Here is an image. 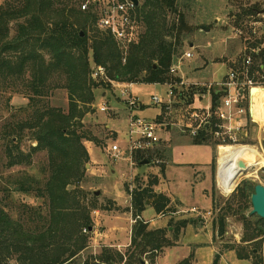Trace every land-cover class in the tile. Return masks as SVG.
I'll return each instance as SVG.
<instances>
[{
    "label": "trees",
    "instance_id": "obj_1",
    "mask_svg": "<svg viewBox=\"0 0 264 264\" xmlns=\"http://www.w3.org/2000/svg\"><path fill=\"white\" fill-rule=\"evenodd\" d=\"M84 1L0 0V95L7 89L16 91V83L22 81L29 101L20 110L12 106L13 121L0 125V264H10L12 259L17 264H75L86 246L83 230L92 229L91 210L80 205L69 186L77 178L81 181L84 160L89 159L83 145L88 136L82 131V118L85 108L95 102V90L112 88L113 83L165 85L180 81L171 74V68L183 55L188 35L193 32L186 14L192 0H139L144 32L140 42L128 49L97 28L93 8L81 9ZM260 11L261 7L252 5L246 15L258 17ZM234 20L238 28L242 15ZM263 44L264 36L250 45L249 49L255 51L247 49L237 67L242 68L250 57L251 74L261 72ZM93 66L106 68L107 80H93ZM59 88L68 94L67 110L53 107L48 100L51 92ZM194 93L182 92L187 105L193 104ZM225 95L224 91H213L214 106ZM23 113H27L24 120L20 119ZM26 130L38 143L32 153L46 152L48 163L40 176L23 173L6 177L7 170L32 163V154L25 155L21 150ZM206 130L194 139L195 145L208 141ZM150 150L135 151L134 160L141 162L144 156L151 157L154 150ZM158 183L155 177L131 194L132 214L138 220L132 228L130 264H143L146 259L155 264L156 254L178 246L184 232L196 227L195 220L171 219L168 226L153 230L142 219L148 202L157 214L171 203L168 197L154 191ZM254 188L250 182L240 188L238 213H243L241 219L249 224L258 216L247 217L243 206L251 202ZM16 195L33 196L43 203L31 206L22 202L17 206ZM255 223L263 235L264 220L258 217ZM225 227L223 216V234ZM236 255L240 260L253 258L254 264H264V254L258 247L239 248ZM117 259L123 261L121 254L107 251L99 261L114 264ZM192 259L179 264H192ZM214 264H220L219 257Z\"/></svg>",
    "mask_w": 264,
    "mask_h": 264
},
{
    "label": "rangeland",
    "instance_id": "obj_2",
    "mask_svg": "<svg viewBox=\"0 0 264 264\" xmlns=\"http://www.w3.org/2000/svg\"><path fill=\"white\" fill-rule=\"evenodd\" d=\"M188 3L187 21L193 32L188 35L183 55L192 52L193 58L183 59L179 70L182 72L181 66H183L186 77L197 78L203 82L220 79L229 69L219 63L226 62L230 55L232 59L238 61L248 50L254 52L255 50L249 49L250 45L264 36V14H261L264 11V0H192ZM252 5L261 7L262 11L259 12L258 17L246 15V10ZM93 12L95 13L94 10ZM239 15H242V20L237 28L234 17ZM15 26L16 24L12 23V27ZM203 27L209 31H204ZM143 32L144 27H142ZM14 35L15 32L12 31L11 37ZM191 44L194 45L193 48L190 47ZM231 48L234 49L233 53L229 51ZM210 61H213L214 65L209 72L210 69L208 71L205 69ZM237 66L238 63L231 68H239ZM253 76L258 82V75ZM53 83H56V79ZM16 86V91L7 89L0 95V117L3 118L0 125L13 121L12 115L15 113L13 107L20 110L29 104L25 83L18 81ZM167 92V85L137 84L128 87L121 84L120 87H116L112 84V88L95 90L93 109L91 105L85 108L82 131L88 138L83 140V145L89 159L84 160L85 167L81 181L78 180L80 178L75 179L73 185L69 186V191L72 196H76L81 206L91 210L92 229L83 230V234L87 237L86 246L79 253L75 264H101L99 258L107 251L119 253L123 257L122 262L117 259L114 264H130V245L127 247L125 245L130 242L132 228L138 220L132 214L131 194L139 185L144 186L155 177L160 181L154 189L155 192L169 196L172 202L160 214H157L153 206L148 205L142 214V219L149 222L153 230L168 226L171 219L195 220L196 227L192 229L197 237H194L192 231L187 236V230L181 236L182 241L183 237L186 242L195 238L200 244L197 248L191 247V253L189 252L185 258L192 257V264H214L216 257L220 258V264H254L253 258L238 259L236 251L244 247L249 249L258 247L263 253L264 234L260 235L255 223L258 217H254L250 224L241 219L243 213H238V203L240 188H243L246 182L254 186L258 184L264 186V167L252 166L247 172L242 173L230 193L223 191L219 183L218 141L209 131L206 133L208 141L195 145V138L184 131L179 123V120L187 117L186 102L177 99L171 113L153 103V96L167 98ZM217 92L218 89L215 90V94ZM130 94L134 99L138 98L145 108L130 112L126 104ZM48 100L53 107L68 109V94L61 88L53 90ZM210 103L211 97L205 96L202 101L203 107H209ZM102 106H107L108 109L101 112L99 108ZM161 110L159 121L165 124L166 130L158 133L162 140L156 145L157 147L150 150L157 148L150 152L151 157L144 156L141 162L135 161L133 158L135 151L129 150L131 116L154 121L161 114ZM26 114L23 113L20 119L24 120ZM24 137L21 150L25 155L32 154V163L7 170L6 177L23 173L40 176L42 167L48 163L46 152L32 153L38 143L29 130H26ZM237 139L238 145L254 148L264 157V122L256 124L248 121L245 132ZM1 145L0 142V153ZM114 145L121 148L120 154L115 155L112 152ZM253 193L254 190H251V196ZM15 201L17 206L22 202L31 206L43 203L33 196L24 195H16ZM7 204L9 207L12 206V203ZM243 207H245V215L249 217L253 210L252 202H247ZM194 208L201 217L193 213ZM168 212L175 213L170 215ZM208 212L211 213L210 216H206ZM203 216L206 218L203 219ZM223 216H226L224 234L221 229ZM169 236L172 237V234ZM253 237L252 241L245 242ZM156 256L155 264H175L176 257L171 251ZM146 260L144 264H150L148 259ZM9 262L17 264L15 259Z\"/></svg>",
    "mask_w": 264,
    "mask_h": 264
},
{
    "label": "built area",
    "instance_id": "obj_3",
    "mask_svg": "<svg viewBox=\"0 0 264 264\" xmlns=\"http://www.w3.org/2000/svg\"><path fill=\"white\" fill-rule=\"evenodd\" d=\"M83 11L93 10L97 15V27L99 30L110 34L114 40L123 48L138 44L142 36V23L140 21V1L135 4L132 0H85L81 6ZM193 58L192 52H186L181 59L171 68V74L178 77L180 63L183 59ZM252 59L248 57L242 68L232 69L225 81L217 84L188 83L183 79L176 83L165 84L168 86L167 98L153 96L152 101L155 105L161 106L168 112H172L177 103V99L182 98V92L194 91L202 94L203 91L213 94L216 88L219 92L224 91L225 96L213 104L207 112H203L192 104L188 105L187 117L179 120L180 127L190 133L191 137L196 138L205 128L208 132L213 133L214 138L218 141V150L222 146H237L238 136L245 132L248 121L256 124H262L256 121L252 115V106L254 102L253 91L258 88H264V64L261 65V72L257 73L259 81L256 82L254 74H251L250 68ZM92 79L107 80V71L103 66H93ZM121 84L131 87L134 84L113 83L114 86L120 87ZM156 85V84H155ZM161 85V84H157ZM126 89V87H123ZM218 92V93H219ZM194 93V95H195ZM245 94L248 99L245 98ZM130 112L141 106L138 98H133L130 94L129 100L126 101ZM107 106L99 108L101 112L107 110ZM167 112V113H168ZM202 114V115H201ZM165 127L164 123L158 121H148L131 116L129 121V138L131 152L149 150L154 148L160 141L159 132ZM207 132V130H206ZM207 132V133H208ZM112 152L116 155L121 153L118 145L112 147ZM241 173H244L241 171ZM193 213H200L197 209H192ZM174 215V213H170ZM208 212L206 216H210ZM206 216L202 218L205 219ZM87 232V230H85ZM264 253V244H263Z\"/></svg>",
    "mask_w": 264,
    "mask_h": 264
},
{
    "label": "bare ground",
    "instance_id": "obj_4",
    "mask_svg": "<svg viewBox=\"0 0 264 264\" xmlns=\"http://www.w3.org/2000/svg\"><path fill=\"white\" fill-rule=\"evenodd\" d=\"M254 102L252 106L253 118L264 122V88L253 91ZM244 160L248 169L260 165L264 167V157L258 150L251 147L222 146L219 149V183L223 191L230 193L236 186L242 173L237 167L238 160Z\"/></svg>",
    "mask_w": 264,
    "mask_h": 264
},
{
    "label": "crops",
    "instance_id": "obj_5",
    "mask_svg": "<svg viewBox=\"0 0 264 264\" xmlns=\"http://www.w3.org/2000/svg\"><path fill=\"white\" fill-rule=\"evenodd\" d=\"M264 12V11H263ZM259 14V13H258ZM262 14H264V13H262ZM264 31V30H263ZM235 45H236V43L234 44V49H235ZM194 46V45H193ZM191 48H193V47H191ZM261 48L262 49H264V44L261 46ZM234 49H230L229 51H231V53H233V51H234ZM237 62L238 61H235V58L234 59H232V57H231V55H230V57L226 60V62H224L223 61V63H219V64H222L223 66H225L226 68H228L229 70H227V72L224 74V75H222L221 76V78L220 79H218V80H214V81H205V82H203V81H200V80H197V78L196 79H194V78H189V77H186V75H185V72H184V70H183V66H181L182 67V72H179V74H178V78H180L181 80L183 79L184 81H186V82H188V83H201V84H217V83H221V82H223V81H225L226 79H227V77H228V74H229V72L232 70V65L234 66V65H236L237 64ZM213 65H214V62L213 61H210V62H208V66H207V68L205 69V70H207L208 71V69H210L209 70V72L212 70L211 69V67H213ZM231 68V69H230ZM234 69V68H233ZM216 90H217V88H216ZM185 92H187V91H185ZM218 92H219V90H218ZM217 92V93H218ZM205 96H208V97H211V103H210V106L209 107H203V105H202V101H203V98L205 97ZM245 98H247L248 99V96L245 94ZM182 101L183 102H185V98H183L182 97ZM186 104V103H185ZM192 106L193 107H197V108H199L200 110H202L203 112H207L208 110H210V108L212 107V95H210L209 93H205V92H203L202 94H200V93H195V95H194V98H193V104H192ZM145 107L144 106H140L138 109H144ZM161 115H162V110H161V114L160 115H158L157 116V118L154 120V121H158V122H160L159 121V118L161 117ZM162 132H166V130H165V128H163L162 129V131H161V133ZM160 133V132H159ZM160 137V136H159ZM162 140V138L160 137V141ZM159 141V142H160ZM190 141V140H189ZM158 142V143H159ZM157 147V146H156ZM165 149V148H164ZM159 179V178H158ZM160 184V181H159V183H158V185ZM158 185H156V186H154V189H155V187H157ZM155 191V190H154ZM165 192V191H164ZM167 197V196H166ZM168 198H169V196H168ZM170 199V198H169ZM172 202V201H171ZM181 202V201H180ZM182 203V202H181ZM148 205H150V202H148ZM191 219V218H190ZM149 223V222H148ZM151 225V224H150ZM152 226V225H151ZM163 227V226H162ZM193 227H189V229H187V232H186V235L188 236L189 235V233L192 231L193 233H194V237L196 238L197 237V235H196V232L194 231V229H192ZM195 238L194 239H192V240H190V242H186V240H185V238L183 237V241L182 242H180L179 243V245L178 246H176V247H173V248H168V249H165L163 252H162V254L164 255V254H166V252H169V251H171V252H173L174 253V256L176 257V259H175V264H177V263H179V261H181L182 259H185V258H187V256L189 255V252L191 253V247H192V249H193V247L194 248H197L198 247V245H200L199 243H197L196 241H195ZM191 239V238H190ZM130 242L128 243V244H126L125 245V247H127V246H129L130 244H131V237H130ZM124 246V245H123ZM160 259V258H159ZM158 264V263H157Z\"/></svg>",
    "mask_w": 264,
    "mask_h": 264
},
{
    "label": "water",
    "instance_id": "obj_6",
    "mask_svg": "<svg viewBox=\"0 0 264 264\" xmlns=\"http://www.w3.org/2000/svg\"><path fill=\"white\" fill-rule=\"evenodd\" d=\"M135 4H139V0H132ZM264 12H261V14ZM204 31H209V29L203 27L202 28ZM190 47H193L191 44ZM237 167L240 169L242 172H247L248 171V165L244 160H238L237 162ZM99 192H97V195ZM251 202H252V207L253 210L251 212V215H256L260 219L264 220V186L261 184H258L254 188V193L251 196ZM145 262H143L144 264Z\"/></svg>",
    "mask_w": 264,
    "mask_h": 264
}]
</instances>
